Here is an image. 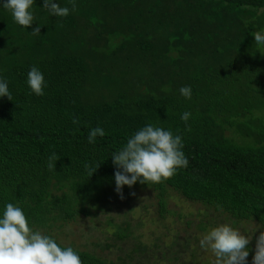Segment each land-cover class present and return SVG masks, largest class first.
Returning a JSON list of instances; mask_svg holds the SVG:
<instances>
[{"label": "trees", "instance_id": "trees-1", "mask_svg": "<svg viewBox=\"0 0 264 264\" xmlns=\"http://www.w3.org/2000/svg\"><path fill=\"white\" fill-rule=\"evenodd\" d=\"M53 2L69 15L51 17L35 0L26 29L0 8V75L12 94L0 98V210L19 205L57 240V229L103 209L116 192L110 155L153 123L182 137L188 159L160 183L131 187L152 190L158 217L172 212L173 191L264 232V49L251 35L264 29V0H75V11ZM32 66L47 82L42 96L27 86ZM98 125L106 134L89 143ZM86 164H99L90 177ZM107 223L115 241L134 239L123 257L57 242L82 264H137L133 254L149 250L137 226Z\"/></svg>", "mask_w": 264, "mask_h": 264}, {"label": "clouds", "instance_id": "clouds-1", "mask_svg": "<svg viewBox=\"0 0 264 264\" xmlns=\"http://www.w3.org/2000/svg\"><path fill=\"white\" fill-rule=\"evenodd\" d=\"M35 0H0V8L10 12L13 20L24 29L36 22L33 5ZM71 11L76 10L75 0H71ZM51 17H66L70 13L68 7H62L53 0H43L40 7ZM40 34L37 24L30 32ZM255 46L264 49V29L251 33ZM27 86L36 96L44 95L48 86L43 72L32 66L27 72ZM183 97L191 98V87L179 88ZM12 100L9 81L0 75V98ZM191 116L184 112L181 120L185 122ZM73 123H77L73 120ZM105 130L101 126L91 128L87 135L89 143L96 138L104 137ZM183 140L170 129H165L153 123H146L131 134L126 143L110 156L117 169L114 172L115 191L123 198V187L131 188L137 182L141 184H157L172 177L177 169L186 167L188 159L183 152ZM56 154L49 157V168H54ZM89 177L99 167L85 165ZM249 239L229 223L219 224L210 230L200 240L202 248L209 249L217 258V264H245L249 255ZM0 264H82L80 253L71 246H61L49 234L31 227L24 209L17 204L5 203L0 210ZM253 264H264V233L257 238V249Z\"/></svg>", "mask_w": 264, "mask_h": 264}, {"label": "rangeland", "instance_id": "rangeland-1", "mask_svg": "<svg viewBox=\"0 0 264 264\" xmlns=\"http://www.w3.org/2000/svg\"><path fill=\"white\" fill-rule=\"evenodd\" d=\"M122 191L123 198L116 192L111 194L94 217L79 218L57 229L54 233L57 240L115 260L134 247V239L115 241L107 222L129 221L137 226L136 236L149 246L146 254H133L137 264H217L215 255L202 248L200 240L211 228L229 223L249 239L245 264H253L257 238L264 233L255 222L233 221L202 204L185 200L173 191L169 200L172 212L160 218L151 189L136 186ZM97 244H110L112 249L102 250L96 247Z\"/></svg>", "mask_w": 264, "mask_h": 264}]
</instances>
